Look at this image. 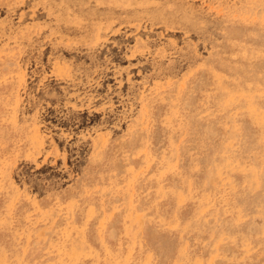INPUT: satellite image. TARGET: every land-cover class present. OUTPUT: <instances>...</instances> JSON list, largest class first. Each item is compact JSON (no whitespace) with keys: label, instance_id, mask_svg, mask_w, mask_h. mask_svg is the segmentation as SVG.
Masks as SVG:
<instances>
[{"label":"rangeland","instance_id":"rangeland-1","mask_svg":"<svg viewBox=\"0 0 264 264\" xmlns=\"http://www.w3.org/2000/svg\"><path fill=\"white\" fill-rule=\"evenodd\" d=\"M0 264H264V0H0Z\"/></svg>","mask_w":264,"mask_h":264}]
</instances>
